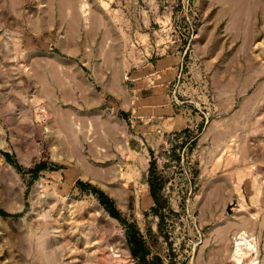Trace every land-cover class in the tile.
I'll return each instance as SVG.
<instances>
[{"label": "rangeland", "instance_id": "obj_1", "mask_svg": "<svg viewBox=\"0 0 264 264\" xmlns=\"http://www.w3.org/2000/svg\"><path fill=\"white\" fill-rule=\"evenodd\" d=\"M0 264H264V0H0Z\"/></svg>", "mask_w": 264, "mask_h": 264}, {"label": "trees", "instance_id": "obj_2", "mask_svg": "<svg viewBox=\"0 0 264 264\" xmlns=\"http://www.w3.org/2000/svg\"><path fill=\"white\" fill-rule=\"evenodd\" d=\"M103 203L106 205V208L109 210L110 213L112 214H116L115 211H113V208L111 206V203L108 201V199L104 198L102 199ZM142 250V254L146 252V249H141Z\"/></svg>", "mask_w": 264, "mask_h": 264}]
</instances>
